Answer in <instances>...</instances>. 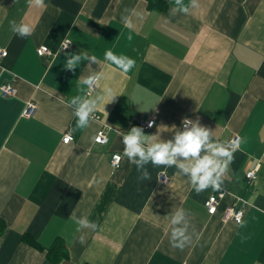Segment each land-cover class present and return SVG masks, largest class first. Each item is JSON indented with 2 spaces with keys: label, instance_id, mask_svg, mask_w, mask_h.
I'll return each mask as SVG.
<instances>
[{
  "label": "crops",
  "instance_id": "crops-1",
  "mask_svg": "<svg viewBox=\"0 0 264 264\" xmlns=\"http://www.w3.org/2000/svg\"><path fill=\"white\" fill-rule=\"evenodd\" d=\"M165 1L155 10L147 0H44V7L0 0V50L7 51L0 85L16 88L14 96L0 93V264H55L47 253L57 238L68 252L60 264H264V0ZM125 8L144 13L142 21L133 17V29L121 22ZM12 20L30 25L32 35L14 34ZM66 39L69 51L61 50ZM41 46L53 55L40 57ZM107 50L136 66L123 74L105 60ZM67 53L100 63L71 71ZM92 72L104 79L81 92L78 78ZM105 86L118 96L76 129L67 101ZM29 102L37 106L33 117L24 116ZM185 117H198L215 140L241 138L219 189L197 195L175 166L149 164L151 180L143 182L126 158L112 166L123 153L121 131L140 127L138 119L155 120L144 133L168 140ZM104 124L109 142L98 144ZM158 126L165 128L158 133ZM67 133L70 144L62 142ZM251 170L257 178L249 181ZM221 190L227 193L210 215L205 202ZM236 197L250 204L243 227L221 217ZM180 207L190 237L183 250L169 240V214ZM85 217L98 224L95 231L77 232Z\"/></svg>",
  "mask_w": 264,
  "mask_h": 264
},
{
  "label": "clouds",
  "instance_id": "clouds-1",
  "mask_svg": "<svg viewBox=\"0 0 264 264\" xmlns=\"http://www.w3.org/2000/svg\"><path fill=\"white\" fill-rule=\"evenodd\" d=\"M29 4L37 7L45 6L44 0H29ZM175 4L181 5L182 0H175ZM180 10L187 12L188 6H182ZM124 13H129V15ZM124 13L121 14V22L128 29L134 27L133 17L141 21L144 19V13L136 9L125 8ZM10 26L12 32L21 38L30 36L33 33V28L23 22L17 23L12 20ZM128 38L132 39L131 35ZM104 58L115 65L123 74L129 73L136 66V61L133 58L126 55H116L111 50L105 52ZM85 61L100 63L95 55L67 53L64 67L75 71L79 64ZM102 79H104L103 73L92 72L87 76H81L78 78L80 91L83 92L85 86L88 90L98 87ZM117 96L113 88L105 86L102 94L96 96L89 95L87 98H82L81 95H76L71 97L67 104L69 107H73L76 129L83 130L89 127L96 110L112 103ZM154 123V121H149L147 126L153 127ZM172 127L175 129L176 126L173 125ZM161 128L165 127L158 126V133ZM120 135L124 145L122 156L129 163L136 166L138 182L151 180V173L146 167L149 164L154 168L160 166L171 168L175 166L176 175L186 176L191 188L197 195L209 187L214 190L221 187L223 178L234 160L233 153L240 143L239 139L223 142L213 139L214 131L201 125L198 117L196 120L185 117L181 121L180 129L175 130L173 138L168 140L161 139L159 134L156 136L146 135L143 128L138 126H132L127 132L121 131ZM115 159L119 161L121 155H116ZM185 212L186 209L180 207L169 214L170 223L174 226L169 237L170 244L173 248L180 250H183L190 240V237L186 235L188 222ZM236 222L239 226H244V222L239 215L236 216ZM77 223L79 225L76 229L77 232L80 231L81 227H91L93 231L98 227L95 221L90 222L86 217L80 219ZM79 243H85L84 235L79 237Z\"/></svg>",
  "mask_w": 264,
  "mask_h": 264
},
{
  "label": "built area",
  "instance_id": "built-area-1",
  "mask_svg": "<svg viewBox=\"0 0 264 264\" xmlns=\"http://www.w3.org/2000/svg\"><path fill=\"white\" fill-rule=\"evenodd\" d=\"M71 48H72V43L68 39H66L61 45V50H63V51H69V50H71ZM37 53L40 57L53 55V52L47 46L39 47L37 49ZM6 55H7V51L0 50V58H3ZM95 89L96 88L92 89L91 91H94ZM0 93L4 97L14 96L16 94V88L10 84L0 85ZM36 111H37L36 104L33 102H29L27 104L25 110H24V116L25 117H33L35 115ZM149 121L155 122V120H153V119L145 120V119L141 118V119L137 120V124L143 129H150L152 127L147 126ZM107 129H108L107 125L104 124V126L98 131V133L95 137L96 143L107 144L109 142V137L107 135ZM237 139H239L241 142V138L238 135L234 136L230 141H235ZM73 141H74V137L69 133L65 134L62 138V142L64 144H70ZM239 148H240V143H239V146L237 147L236 150H238ZM116 155H118V154H114L112 156V160H111V164L115 169L120 167L122 160H123V156L121 154H119V155H121V159L119 161H117L115 159ZM246 177L249 181L255 180L257 178L256 170H251V171L247 172ZM160 182L163 184H167L169 182V177L165 173H161L160 174ZM226 193L227 192L224 190L218 191L217 193L213 194L212 196H210L206 200L205 207H206V209L210 215H215L218 212L220 203H221L222 199L225 197ZM249 205H250L249 202L247 200H245L244 198L236 197L235 202L232 205H230V206L226 207L224 210H222V212H221L222 220L225 222H228V221L236 222V216L239 215L241 217V220L243 221L245 211Z\"/></svg>",
  "mask_w": 264,
  "mask_h": 264
},
{
  "label": "trees",
  "instance_id": "trees-1",
  "mask_svg": "<svg viewBox=\"0 0 264 264\" xmlns=\"http://www.w3.org/2000/svg\"><path fill=\"white\" fill-rule=\"evenodd\" d=\"M147 1L149 4V8L155 10H164L167 4L165 0H147ZM1 225L2 223H0V227ZM47 256L50 260L55 262V264H60L63 260H65L68 257L67 247L65 243L60 238H57L52 244V246L48 248Z\"/></svg>",
  "mask_w": 264,
  "mask_h": 264
}]
</instances>
